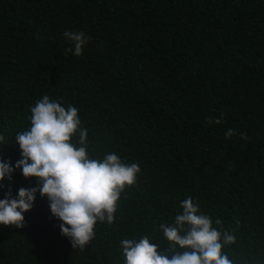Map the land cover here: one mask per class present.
<instances>
[{
  "label": "trees",
  "instance_id": "obj_1",
  "mask_svg": "<svg viewBox=\"0 0 264 264\" xmlns=\"http://www.w3.org/2000/svg\"><path fill=\"white\" fill-rule=\"evenodd\" d=\"M65 30L90 37L82 55L65 54ZM44 95L78 108L93 158L141 171L83 250L37 192L23 228L0 225V264H124L120 241L144 235L164 251L159 225L188 197L235 235L230 259L264 264V0H0V157L13 165ZM34 186L14 172L13 195Z\"/></svg>",
  "mask_w": 264,
  "mask_h": 264
},
{
  "label": "clouds",
  "instance_id": "obj_2",
  "mask_svg": "<svg viewBox=\"0 0 264 264\" xmlns=\"http://www.w3.org/2000/svg\"><path fill=\"white\" fill-rule=\"evenodd\" d=\"M63 36L71 45L65 54L75 56L83 54L90 39L83 31L65 30ZM30 111V127L15 136L21 158L13 165L0 157V188L5 179L10 182L0 198V225L23 228L24 214L33 208L39 192L47 197L51 214L61 221V234L74 249L83 250L95 238L98 222H114L121 193L136 182L141 169L137 163H125L114 152L93 158L88 151V130L82 127L75 106L65 107L61 100L44 95ZM222 120L221 115L210 122L219 124ZM235 134L229 128L225 138ZM3 142L0 134V144ZM16 170L25 178L34 177L36 186L20 187L13 195L11 182ZM180 207L182 211L171 223L159 225L168 248L158 251L159 245L153 243L158 240L148 235L123 239L120 250L124 264H238L223 251L236 237L213 226L221 225L219 219L213 221L192 197L182 200Z\"/></svg>",
  "mask_w": 264,
  "mask_h": 264
}]
</instances>
